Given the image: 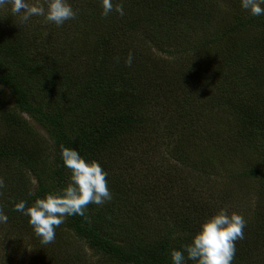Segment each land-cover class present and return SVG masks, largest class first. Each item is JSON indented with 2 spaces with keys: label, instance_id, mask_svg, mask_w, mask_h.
I'll use <instances>...</instances> for the list:
<instances>
[{
  "label": "trees",
  "instance_id": "trees-1",
  "mask_svg": "<svg viewBox=\"0 0 264 264\" xmlns=\"http://www.w3.org/2000/svg\"><path fill=\"white\" fill-rule=\"evenodd\" d=\"M119 1L121 0H112V3L115 6L121 5L124 15L130 16L120 22L129 30L130 35L127 39L135 40L139 35L147 39L150 35L151 44L164 54L204 56L201 59L204 60L203 63H200L199 58L197 60L194 58L195 61L188 66L186 75L181 76L185 80L182 87H186L185 92L183 90L186 103L195 102L193 98H198L199 93L209 92L208 96L214 98L217 92L221 95H229V92L242 94L245 88L254 89L255 98L250 99L249 103L241 102L238 107H234L238 101L235 103L233 99L225 101L232 112L239 115L234 117L233 124L228 130L222 129L220 134L214 135L209 140V143L212 147V160L218 159L217 156L229 160L232 158V153L234 158L240 152L238 161L241 162L244 158L249 161L237 174L234 173L235 170L231 175V182L235 186L231 183L233 187L229 192L247 190L249 195L247 200L238 198L239 206L245 215L246 227L243 229V239L235 241L237 253L235 259H238V264H264V161L259 162L251 141L252 130L256 125L253 116L257 113L255 103L264 94V15H250L247 10L241 8L240 0ZM226 5L228 8L224 9ZM98 6L102 10L101 3ZM75 11L77 12L75 19L86 21V27H89L90 21L84 9L79 8ZM112 16L113 21H117V17H120L115 11ZM216 18L219 22L214 26L212 22ZM190 25H193L191 30ZM96 28L100 29V27ZM97 29L91 30L97 40L108 33ZM251 30H256L257 34L262 30L263 34L259 42L255 37L249 36ZM57 37L56 35L50 45L55 48L59 45V54L38 56L35 53L40 48L38 44L34 45L33 49L30 47L32 45L24 42L17 33L0 31V85L12 96L14 108L19 113L28 115L48 132L53 139L57 154L55 158L57 187L51 188L45 177L39 173L35 150L21 147L12 137L0 144L2 161H13L27 166L37 179L33 193L24 188L25 175L15 176L17 181L11 184L16 186L8 187L3 184L0 188V211L7 215L9 228L17 227L15 230L17 232L24 225L30 229L33 241L39 244L35 251L41 252L42 264H51L47 258L48 253L42 249H51L55 246L56 239L54 238V242L43 244L28 224V218L13 211V204L24 200L26 206H30L37 198L57 192L68 183L66 181L68 169L63 166L60 157L61 145L75 149L86 161H97L99 158L97 152L104 149V146H113L112 139L115 135L139 129L144 122L143 113L133 110L132 103H135L136 95L134 96V91L128 88L132 80V74L128 70L118 72L117 69L111 79L106 76L107 73L96 75L83 84L74 81L76 77L67 78L69 71L64 68L68 65L65 60H73L75 55L71 51L67 53L68 50L64 46L61 47V42L56 43ZM103 42L111 44L109 41H102L89 55L92 61L98 62L99 55L102 54ZM221 49H225V56L219 57L218 62V57H214ZM114 52L117 51H111ZM179 69L182 71L181 68ZM175 81L177 82V79ZM132 88L134 89L135 86ZM53 92L62 94L63 108L54 105ZM127 94L134 100L128 102L124 99L121 102V97ZM47 96L51 97L47 99ZM206 101L209 103L208 99ZM179 107L174 109L175 115L172 114L176 117V121L174 119L169 124V133L173 137L176 134L177 144L180 141L177 135L185 131L191 114L183 106L181 109ZM71 116H75L80 121L81 128L80 123L75 122ZM12 122L15 123L16 119H12ZM73 125L81 130L80 134L71 135L68 129ZM145 126L146 123L140 132L145 130ZM185 147L184 140L173 149L175 164H183L181 151ZM134 162L136 164L134 160L120 164L115 162L100 164L102 170L107 171L109 175L106 181L110 185L112 196L125 201L124 205L120 202H105L101 206L90 203L83 217L74 215L65 218L64 230L71 232L72 236L86 245L100 263L110 261L113 264H171L170 250L182 249V246L190 243L200 224L206 220L202 216L210 208L205 210L204 207L195 206L197 200L185 187L186 182L176 169L167 175L168 178L156 173L157 178L167 180L163 186L161 180L147 181L136 191L128 192L124 189L125 184L119 181L118 177L123 173L125 179L131 180L132 173L129 171H132ZM208 175L212 176V173ZM134 192L137 196L131 195ZM161 192L166 194L163 200L158 199ZM248 199L254 200L253 205H247ZM183 200H187L188 205L186 202L182 204ZM152 203L158 206V212L161 214L156 221L157 224H153L154 228L151 232L153 240L145 244V238H138L140 230L147 229L148 226L141 223L143 219L141 212ZM220 208L221 205L218 209ZM117 213L121 218L114 219V214ZM18 220L23 221L24 224L21 225ZM56 236L60 239L57 246L64 244L61 233L55 234ZM251 237L258 238L259 241H251ZM136 239L143 241L138 243ZM258 248L260 250H257ZM77 255L83 260V264L87 261L84 255L79 253ZM53 259L58 260L54 256ZM233 262L236 264L235 260ZM186 264H190V261L186 260Z\"/></svg>",
  "mask_w": 264,
  "mask_h": 264
},
{
  "label": "rangeland",
  "instance_id": "rangeland-1",
  "mask_svg": "<svg viewBox=\"0 0 264 264\" xmlns=\"http://www.w3.org/2000/svg\"><path fill=\"white\" fill-rule=\"evenodd\" d=\"M99 1L68 0L74 11L79 8L84 9L87 19L90 21L89 27H86V21L81 22L76 19L65 21L63 25L57 27L54 23L47 22L43 16H32L28 21L22 22L20 19L22 13H12L11 5L6 4L0 6V31L17 33L18 37L27 44L32 45L30 47L33 49L35 48L34 45L38 44L40 48L35 52L38 56L59 54V45L57 48L50 45L57 35L56 43L61 42V47L64 46L68 50L67 53L71 51L75 55L73 60H65L68 65L64 68L69 71L67 78L70 76L76 77L74 81H80L82 84L86 80L104 73H107L106 76L111 79L117 69L118 72L128 70L132 74L131 79L133 81L130 79L128 88L134 91V96L136 95L135 103H132L133 110L134 112L141 111V114L143 113L142 118L144 122L139 129L118 133L112 139L113 146H104V149L97 152L99 164L105 162L120 164L130 160L136 161V164L134 162L135 165H132V171H129L132 173L131 180L125 179L123 173H120L118 177V180L125 184L126 188L124 189L132 192L136 191L138 187H141L147 181L160 182L162 178H157V172L159 176L166 177L176 169L183 178V181L185 180V187L189 189L193 198L197 200L195 201L197 203L195 206L204 207L205 210L210 208L202 217L209 218L217 212L220 205L229 212H236L245 217L242 213V208L239 206L238 198L247 200L249 196L248 191L242 190L233 193L232 191L229 192V190L235 186L231 182L232 172L236 170L234 173L237 174L249 161L247 158H244L241 162L238 161V155H241L240 152L234 158V153H232V158L229 160H225L220 156H217L218 159L212 160V147L209 140L214 135L220 134L222 129L228 130L233 124L234 117L239 115L233 113L225 101L231 99L234 100V103L238 101L234 104V107H238L241 102L249 103L250 99L255 98L254 89L252 87L245 88L242 94L229 92V95H221L220 93L217 94V92L214 98L208 96L209 92L207 94L199 93L198 98H193L195 102L186 103L183 96V90L186 87H182L185 80L181 76L183 74L186 75L188 66L198 58L200 63H203L204 60H201L203 55L164 54L151 44L152 36L150 35L147 39L140 35L135 40L127 39L130 35L128 33L129 30L127 27H124V23L120 22H123L130 16L123 15L117 17V21H113L114 17L112 14L114 10L107 16H102V10L98 6L101 0ZM121 1L123 2V0ZM27 2L33 4L37 0H27ZM39 2L43 4L44 0H39ZM113 8L115 9L114 3ZM226 8H228V5L224 9ZM217 22L219 21L216 18L212 22V25L215 26ZM96 27H100L102 30ZM192 28L193 25H190V30ZM95 29L108 33L105 37L97 40L94 38V33L91 32V30ZM256 34V30H251L249 36L255 37L256 41L259 42L263 32L260 30ZM102 41H109L111 44L103 42L104 46L101 48L102 54L99 55L98 62L92 61L89 55ZM111 51L117 52L111 53ZM129 53L133 57L130 67L125 65V59ZM215 55L214 58L218 57L219 62V57L225 56V49L218 50ZM194 58L195 60H193ZM175 79H177V82ZM218 84L219 79L217 81ZM133 86H135L134 89L132 88ZM50 97L47 96L46 98ZM125 97L122 96L120 101L123 102L124 99H127L128 102H131L134 100L128 94ZM210 98L211 100H209ZM206 99H208L209 103ZM262 102H264V94L255 103L257 113L253 116L256 125L252 130L253 136L251 137L253 138L251 141L258 155L259 162L261 160L264 161V103ZM53 103L58 108H63L64 99L61 93H54ZM182 106L184 109L189 110L191 114L189 115L190 121L186 123L185 131L177 135V139L180 140L177 144L175 141L176 134L173 137L169 133V124L176 118L172 116V114L175 115L174 109L177 107L181 109ZM71 118L75 122L80 123L75 116H71ZM12 119H16V122L13 123ZM18 122H20L19 125L17 124ZM145 123V130L140 132L143 130ZM79 127L81 128V123ZM69 128L68 130L71 135L81 133V130L75 125L69 126ZM11 137L15 138L21 147L35 150V155L38 156L36 164L40 171L39 173L45 177L51 188H56L55 158L57 154L54 149L53 139L31 117L19 113L14 108L12 96L6 91V88L0 85V144L6 140L8 141ZM184 140L186 147L181 151L183 164H175L173 161V149H176ZM208 173H212V176L208 175ZM17 174L21 176L25 175L26 185H24V188L33 193V190L37 186V179L28 170V167L20 165L17 162H5L0 159V180H3L4 185L8 187L11 185L16 186V184H11V182L17 181L15 179ZM66 176V181L69 182V169L66 171ZM107 178H109V175H107ZM166 181L164 179L161 180V185H165ZM107 187L111 193V199L106 202H120L124 205L125 201L112 196L110 185L107 184ZM160 190L162 191L163 189L161 188ZM221 191L222 193H220ZM131 195L137 196L136 192L131 193ZM165 195V193L161 192L158 199L163 200ZM186 201L183 200L182 204ZM253 203V199H248L247 205H253ZM186 205H188L187 202ZM145 208L141 212L143 216L141 223L144 225L148 224V226L146 227L147 229L140 230L141 233L138 235V238H145V244H147L153 240L151 235L154 228L153 224H157L156 221L159 219L161 213L158 212V206L155 203H152L151 206L147 205ZM118 218H121V215L119 213L114 214V219ZM17 222L21 225L24 224L20 220ZM63 223L55 228V234L61 233L64 244L57 246V242L60 239L56 236V243L53 241L55 246L51 247V249H42L48 253L47 258L51 264H83V260H81L77 253L86 257L87 261L84 264H95L97 262L99 264H113L110 261H102L100 263L98 258L93 256V252L86 245L72 236L71 232L64 230ZM8 226V223L0 224V264H42L40 263L41 252L35 251L39 247V244L37 241H33L30 229L22 225V228L16 232L17 227L9 228ZM136 241L140 243L143 239H136ZM251 241L257 242L259 240L258 238L251 237ZM254 246L252 245V247ZM257 250H260V248ZM236 255L235 250L233 261L235 260V263L238 264V259H235L237 258ZM53 256L58 260L55 261ZM233 261L232 264H234ZM191 263L195 264L194 261H190Z\"/></svg>",
  "mask_w": 264,
  "mask_h": 264
},
{
  "label": "clouds",
  "instance_id": "clouds-1",
  "mask_svg": "<svg viewBox=\"0 0 264 264\" xmlns=\"http://www.w3.org/2000/svg\"><path fill=\"white\" fill-rule=\"evenodd\" d=\"M11 5L14 14H21L22 22L32 16H43L47 22L57 27L65 21L74 20L77 12L73 10L68 0H44L41 4H29L27 0H0V6ZM264 0H240L241 8L252 16L264 15ZM102 16H107L113 10L123 16L121 5L113 8L112 0H101ZM132 54L125 59V65L131 66ZM60 157L65 168L70 170V180L57 192L47 193L43 198H37L30 206L20 200L13 204V211L28 217V224L43 244L51 243L55 238V228L60 226L65 217L85 215L87 205H102L111 199L107 187V172L95 161H86L75 149L60 146ZM3 180H0V188ZM8 221L7 215L0 211V224ZM246 221L236 212L220 208L200 224L199 230L192 236L189 244L182 249H172L169 252L171 264H186V260L195 264H232L235 255V241L243 239V229Z\"/></svg>",
  "mask_w": 264,
  "mask_h": 264
}]
</instances>
